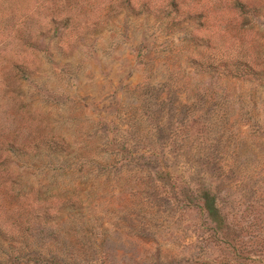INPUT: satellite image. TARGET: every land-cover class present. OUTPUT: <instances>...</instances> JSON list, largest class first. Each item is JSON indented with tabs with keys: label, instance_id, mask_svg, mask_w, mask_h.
<instances>
[{
	"label": "rangeland",
	"instance_id": "1",
	"mask_svg": "<svg viewBox=\"0 0 264 264\" xmlns=\"http://www.w3.org/2000/svg\"><path fill=\"white\" fill-rule=\"evenodd\" d=\"M128 1L0 0V264H264V0Z\"/></svg>",
	"mask_w": 264,
	"mask_h": 264
},
{
	"label": "trees",
	"instance_id": "2",
	"mask_svg": "<svg viewBox=\"0 0 264 264\" xmlns=\"http://www.w3.org/2000/svg\"><path fill=\"white\" fill-rule=\"evenodd\" d=\"M127 4L130 3V1L126 0ZM170 6H171V10H173L172 14L171 12L167 14V18L172 16V19H174L175 17H177L178 15H180V8L177 5V3L175 2V0H171ZM130 5V4H129ZM233 8L236 10L239 18H241L243 20V25H249L251 23V21H255V19L259 16L258 12L259 9L257 7H252L247 5L243 0H234L233 1ZM151 7L148 4H143L142 5V12L144 14H147L150 12ZM169 9V10H170ZM170 10V11H171ZM168 11V10H167ZM163 12H166V9L163 10ZM164 18V17H163ZM64 24L69 22V17L68 16H63V21ZM66 22V23H65ZM223 64V66H227L229 64V61L227 60H223L221 62ZM245 69H250L252 70V64H251V60L249 62V60L245 61ZM203 200V208L205 210V212L207 213L208 217L211 219L212 222H214L218 227H221V216L220 213L217 209V207L215 206V202L214 199L209 198L208 195H204V198L202 197Z\"/></svg>",
	"mask_w": 264,
	"mask_h": 264
}]
</instances>
